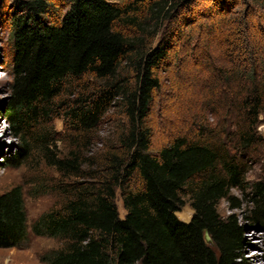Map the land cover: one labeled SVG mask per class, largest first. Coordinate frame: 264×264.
Returning a JSON list of instances; mask_svg holds the SVG:
<instances>
[{"label": "trees", "instance_id": "trees-1", "mask_svg": "<svg viewBox=\"0 0 264 264\" xmlns=\"http://www.w3.org/2000/svg\"><path fill=\"white\" fill-rule=\"evenodd\" d=\"M66 4L45 19L49 1L28 0L13 17L2 107L21 140L12 162L36 148L55 173L40 184L56 202L36 230L63 246L45 264H250L244 234L264 231V179L246 180L264 149V0ZM204 41L219 60L203 55ZM194 54L208 60L194 80L198 111L154 148L162 74ZM221 200L232 203L226 216ZM26 221L22 188L0 193V247L25 241Z\"/></svg>", "mask_w": 264, "mask_h": 264}, {"label": "rangeland", "instance_id": "rangeland-1", "mask_svg": "<svg viewBox=\"0 0 264 264\" xmlns=\"http://www.w3.org/2000/svg\"><path fill=\"white\" fill-rule=\"evenodd\" d=\"M28 0H0V193L14 186H20L23 192L24 208L27 217V238L15 247H0V264H45L52 252L63 246V241L51 237L42 231L36 230V223L40 216L52 208L56 196L51 191L43 190L40 184L45 178L54 175V171L45 164L39 151L34 148L25 158L17 163L12 162V156L21 145V140L11 130V126L3 113L2 107L9 101L12 85V53L11 21L14 16L25 12L24 2ZM51 10L43 15L45 19L55 18L66 9L67 0H47ZM244 5L239 3L235 9ZM210 44V45H209ZM204 47L203 55L216 57L217 50L208 41L201 42ZM201 50V49H200ZM203 55L194 54L184 60L181 65L176 64L170 71L162 74V90L156 93L150 120L154 128L153 147L158 148L166 143L174 134L181 130L191 115L198 111L196 86L194 80L200 69L207 65L208 60ZM110 124H105L108 129ZM54 130L61 133L63 130L62 119L53 122ZM258 132L264 137V109L259 115ZM58 149L62 145L57 142ZM264 179V149L258 160L251 166L247 174V182ZM232 195L238 201L242 200L241 193L234 189ZM116 204L120 217L124 210L119 196ZM231 202L221 200L218 211L226 216L231 212ZM192 208L186 202L176 216L183 221H188L192 215ZM239 214V210H234ZM245 245L243 255L250 264H264V231L249 228L244 234Z\"/></svg>", "mask_w": 264, "mask_h": 264}]
</instances>
